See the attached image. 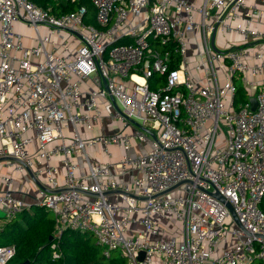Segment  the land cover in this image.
I'll use <instances>...</instances> for the list:
<instances>
[{
	"label": "built area",
	"instance_id": "built-area-1",
	"mask_svg": "<svg viewBox=\"0 0 264 264\" xmlns=\"http://www.w3.org/2000/svg\"><path fill=\"white\" fill-rule=\"evenodd\" d=\"M92 2L99 26L0 0V164L40 180L2 176L5 220L45 206L126 264L264 263V0Z\"/></svg>",
	"mask_w": 264,
	"mask_h": 264
},
{
	"label": "trees",
	"instance_id": "trees-1",
	"mask_svg": "<svg viewBox=\"0 0 264 264\" xmlns=\"http://www.w3.org/2000/svg\"><path fill=\"white\" fill-rule=\"evenodd\" d=\"M36 4L49 8L55 14H63L77 10L81 6L87 8L85 22L99 26L95 14L96 7L92 0H32ZM176 66V64H173ZM165 75L156 74L150 78V86L155 89L164 84ZM237 92L235 106L249 101V93L241 80H236ZM56 219L45 206L32 204L28 209L19 212L14 218L6 221L0 227V244L13 243L17 254L12 264H23L30 260V264H126L123 256L113 254L105 257L94 237L88 233L73 229H65L60 238L55 236ZM58 242L62 253L61 258H54L50 240ZM253 264H264L256 261Z\"/></svg>",
	"mask_w": 264,
	"mask_h": 264
},
{
	"label": "crops",
	"instance_id": "crops-1",
	"mask_svg": "<svg viewBox=\"0 0 264 264\" xmlns=\"http://www.w3.org/2000/svg\"><path fill=\"white\" fill-rule=\"evenodd\" d=\"M19 26V29H25L23 26L21 25H17ZM109 127V126H108ZM99 129V128H98ZM115 149V152H116V155H115V158L118 159L120 157V154H121V151L117 148H113ZM138 149V148H137ZM90 153L95 157V158H98L102 161H105L107 160V158L104 156V154L101 153V148L100 147H96V148H90L89 149ZM139 151V150H137ZM136 152V150H134V153ZM77 161H80V164H81V171L83 173H87L88 171V166L86 164V162L82 159V158H76ZM55 162V161H54ZM13 173L14 175V185H13V188L16 189V190H19L21 188V185L23 183H26V184H32L31 182V179L34 180V178L32 177L30 171H28V173H22V172H17V171H13L12 168H9L8 166H5L3 164H0V191L4 188V184H3V181H2V176L5 175V174H9V173ZM45 177L42 176L40 179L42 181H44ZM35 181V180H34ZM40 181V180H39ZM40 183V182H39ZM32 191H34L33 187H32ZM19 196H21V194H18ZM23 197V196H22ZM6 222L5 219H0V224L3 226V224Z\"/></svg>",
	"mask_w": 264,
	"mask_h": 264
},
{
	"label": "water",
	"instance_id": "water-1",
	"mask_svg": "<svg viewBox=\"0 0 264 264\" xmlns=\"http://www.w3.org/2000/svg\"><path fill=\"white\" fill-rule=\"evenodd\" d=\"M251 102H252V109L255 110V109H256V106H257V98H256V97H252V98H251ZM0 161H1V160H0ZM28 169H29V171H30L32 177L34 178V180H35L37 183H39L38 179H37L36 176L33 174V172L31 171V169H30V168H28ZM215 196H217L218 198H220L222 201L226 202L227 206L230 208V210H231L232 213L234 214V216H235V218H236L238 224H239L240 226H242V224L240 223V221H239V219H238V217H237V214L235 213V211H234L232 205L230 204V202H228V201L226 200V198L223 197L219 192H216V193H215ZM0 219H5V213H4L3 211H1V210H0ZM242 227H243V226H242ZM243 228H244V227H243ZM50 240L53 241V236H51ZM23 264H30V260H26Z\"/></svg>",
	"mask_w": 264,
	"mask_h": 264
},
{
	"label": "rangeland",
	"instance_id": "rangeland-1",
	"mask_svg": "<svg viewBox=\"0 0 264 264\" xmlns=\"http://www.w3.org/2000/svg\"><path fill=\"white\" fill-rule=\"evenodd\" d=\"M27 33L30 34V30H27ZM32 34H33V36H34V35H35V32L32 33ZM25 41H26V40H25ZM122 42H125V40H122L121 43H122ZM31 188H32V186H31ZM116 254H117V253H116ZM118 255H119V254H118Z\"/></svg>",
	"mask_w": 264,
	"mask_h": 264
}]
</instances>
